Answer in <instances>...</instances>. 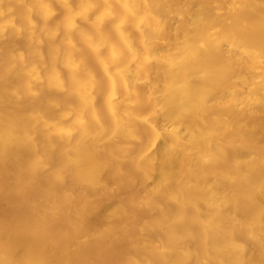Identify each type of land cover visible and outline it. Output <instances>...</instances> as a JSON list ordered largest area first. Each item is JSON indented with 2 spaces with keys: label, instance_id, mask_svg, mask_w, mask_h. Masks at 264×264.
<instances>
[{
  "label": "clouds",
  "instance_id": "9594fccd",
  "mask_svg": "<svg viewBox=\"0 0 264 264\" xmlns=\"http://www.w3.org/2000/svg\"><path fill=\"white\" fill-rule=\"evenodd\" d=\"M6 29L63 32L45 75L59 56L75 102L49 120L0 110V160L40 171L42 193L115 202L72 249L0 243V264H264V127L249 124L264 109V0H0ZM249 84L248 102L232 98Z\"/></svg>",
  "mask_w": 264,
  "mask_h": 264
},
{
  "label": "bare ground",
  "instance_id": "6f19581e",
  "mask_svg": "<svg viewBox=\"0 0 264 264\" xmlns=\"http://www.w3.org/2000/svg\"><path fill=\"white\" fill-rule=\"evenodd\" d=\"M62 35L61 31L50 40L43 34L31 38L26 32L17 35L11 29L0 34V110L38 111L44 120H49L55 118V104L75 102V98L63 90L69 73L59 56L56 61L59 75H45L51 67L55 45L63 52ZM73 40L79 49L76 55L84 58V67L95 72L96 66L88 56L86 45L75 36ZM241 75L245 81L252 80L250 73ZM248 87L250 84L243 85L242 92L237 89L240 94L234 92L232 98L239 103L248 102ZM12 89H16V95H12ZM260 111H264L261 106H254L257 116L249 121L256 126V137L264 127V119L258 116ZM61 131L55 129L56 133ZM256 142L264 143V138ZM248 155L247 151L237 149L238 158ZM42 179L40 171H28L19 157L0 160V243L14 252L15 257L34 249H43L49 255L72 249L86 231L103 223L107 210L115 202L113 193L83 186L73 189L66 197L58 195L57 190L45 194L37 187Z\"/></svg>",
  "mask_w": 264,
  "mask_h": 264
}]
</instances>
